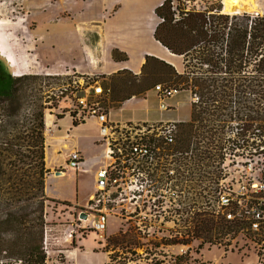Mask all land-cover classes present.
Instances as JSON below:
<instances>
[{
    "label": "trees",
    "instance_id": "trees-1",
    "mask_svg": "<svg viewBox=\"0 0 264 264\" xmlns=\"http://www.w3.org/2000/svg\"><path fill=\"white\" fill-rule=\"evenodd\" d=\"M173 1L165 0L155 11L158 17L165 19V23L158 25L155 38L171 55L183 59L184 70L180 72L163 60L147 56L140 73L143 85L135 93H147L158 85H164L197 95L198 100L191 105L190 120L177 126L172 149L175 155L173 162L177 179L194 182V175L199 173L202 191L211 194L220 178L224 149L229 147L235 151L239 148L238 141L252 138L254 128L261 129L260 136L264 134V109L249 108L238 113L230 109L236 103L234 99L238 103L253 104L247 97L255 95L263 101L259 103L264 108V17L251 22L245 14L230 19L228 16L210 14L213 10L186 11L179 8L176 17L171 7ZM242 22H246L245 25ZM113 59L117 62L127 60L117 50L113 51ZM248 59L258 61L255 69L258 76H240ZM193 63L206 68V71L194 67ZM128 73L119 72L114 78ZM34 79L35 76L14 77L8 66L0 62V225L13 228L15 233H18L15 229H19V226L25 227L24 243H18L17 238L7 241V245L0 248V253L8 250L11 256L26 258L27 264H45L40 229L42 215L26 221L24 217L9 211L23 201L36 206L37 212L42 214L46 201L45 112L59 109V99L65 93L61 91L60 95L54 96L48 93L46 97L26 93L29 87L23 89V81L32 82ZM127 86L128 82H116L115 79L105 83L104 92L110 91L109 98L105 100L107 106L120 107L135 96H119V93H123L119 89ZM68 112L57 115V119L65 118ZM235 123L237 132L232 139L227 129ZM73 125L79 126L76 122ZM200 208L201 211L195 214L187 230L188 239L162 240L157 247L188 246L199 241L196 251L199 253L206 245H217L232 234H238L237 225L216 216L212 210L203 209V202ZM27 222L33 225L27 227ZM137 230V227L129 228L126 232L120 231L118 235L109 237L108 246L116 251L121 245L122 250L135 251L136 254L137 250L143 249L136 236L146 238ZM191 250L185 255L172 257V264H188ZM118 256L117 253L113 254L111 261Z\"/></svg>",
    "mask_w": 264,
    "mask_h": 264
},
{
    "label": "rangeland",
    "instance_id": "rangeland-1",
    "mask_svg": "<svg viewBox=\"0 0 264 264\" xmlns=\"http://www.w3.org/2000/svg\"><path fill=\"white\" fill-rule=\"evenodd\" d=\"M28 0H0V34H2L4 42H0V59L6 63L8 69L11 71L14 77L21 76H35L36 79L31 81H23L24 87L28 88L26 93H37L39 96L46 97V94L50 95H60L59 93H65L61 95L59 109L47 110L45 112V119L47 115L53 116V126L51 140L49 139V129L46 126V140L51 142V151L62 149L65 144L64 138L60 137L61 134L66 132V128L71 126L73 133H67L68 138L72 143L78 145V148L85 154V157L89 160L99 161L101 164H105L106 161L100 160L103 158L104 146L98 144L100 139L98 126L95 121L88 123L87 125L75 130L73 127L69 116L66 114L65 120L60 122L57 119V115L62 114L64 111H70L72 105L75 104V94L81 95L85 89L91 91V86L95 85V82H100L102 86L105 83H110L106 80V76L101 74H82L89 71V62L95 63V60L90 57V61L86 58L81 63L82 59L79 58L78 53H83L84 51L74 49L71 42L55 43V49H52L50 45L47 46L45 40V35L41 34L38 29L39 21L33 16H29V9L26 8V3ZM53 4H56L57 0H50ZM146 1V0H145ZM189 1V4L183 0L176 1L179 10L184 9H197L198 11H211L210 14H218L233 17L235 15L222 14L223 0H185ZM255 8L250 13L264 11V0H256ZM261 11V12H262ZM248 15V13H242L240 15ZM239 15V16H240ZM263 15V14H262ZM231 19V18H230ZM59 17L54 16L52 18L53 28L57 27L59 24ZM159 24V20H157ZM244 22V21H243ZM241 23L244 24L245 23ZM70 27V26H69ZM67 41V40H66ZM46 42V43H45ZM4 45L5 48L2 46ZM50 47V48H49ZM8 48V49H7ZM91 55V52H88ZM82 55V54H81ZM86 54H84V57ZM171 59L175 61L177 69L183 72V59L174 58L169 55ZM181 63L180 65L178 64ZM258 61H253V59L247 60V66L244 72L240 74L241 77H252L258 76L255 72L256 64ZM78 64L84 65L85 70H81ZM194 67L201 69L202 67L196 63H193ZM97 70V67H96ZM206 71V68H202V71ZM115 79L116 82L126 81L128 86L125 88H120L119 90L123 93H119V96H126L134 94L136 100L129 101L124 105V111L119 112L118 107H113L112 120H129L132 122H142V121H155L161 117V112L159 111V103L155 93H135L138 92L143 85V80L139 76L135 77L133 74H123ZM112 80V81H113ZM31 83V85H30ZM78 89H75V85ZM67 91H64V89ZM187 93H180L178 96L173 98L174 100H168L167 103L171 104V101H179L178 106L172 105L169 112L164 113V116H173L182 122H188L190 120L191 105L193 103L192 97L194 93L189 91H184ZM54 96V95H53ZM47 99V98H45ZM145 99L147 101H145ZM253 104L249 105L243 101L238 103L237 99H234L235 104L231 105L230 109L233 112H239V110L246 111L249 108L254 110H263V105L259 102L260 100L257 95L247 97ZM256 101V102H255ZM230 129H227L228 135L233 139L235 133L237 132V124H231ZM61 128V129H60ZM61 130V131H59ZM55 131V135H54ZM67 139V138H66ZM49 142V143H50ZM64 143V144H63ZM47 147V145H46ZM47 149V148H46ZM235 151L229 148L228 153L232 157ZM83 154V155H84ZM61 155V156H60ZM58 154L57 160L58 164L66 165L65 157L66 152L62 150ZM54 164H49L46 160V167L50 169ZM189 176V174H185ZM199 173L194 175V182L186 181L180 178V181L174 182L172 184L173 190L176 191L179 198L177 199L180 203L186 204L187 211H190V219L193 222L195 214L199 213L202 208L200 203L203 202L204 194L201 187L203 184L198 180ZM186 178V177H185ZM48 181V188L50 194L57 197H48L45 190V199L43 204L42 214L38 211L36 206H32L26 202H19L16 208H12L9 211L15 213L17 216L24 217V220L30 221L29 219L33 217H39L42 215L43 224L40 228L42 231V246L43 251L47 250L49 252V257L47 255V262L45 264H157L163 262V264H172V257L181 255L184 251L186 253L189 249L190 256L188 257V264H252L254 261V243L252 241L246 240L242 235H231L226 239H223L217 245H206L204 249L196 253L199 241H194L191 245L187 247L180 246H160L157 245L161 242V239H169L170 236L174 235V232L181 231L182 224L180 226L169 225L164 227L163 224H155L153 228L150 225L154 223V210L149 209L148 204L142 206V212L145 220H140L141 217H134L135 207L129 202L124 203L119 206L116 210L115 216L110 217L107 227L106 237L118 235L120 231L126 232L129 228H140L145 231L149 230L150 236L146 239L138 238L143 244V249H139L134 252H127L121 249V245L117 248L118 250L112 251V247H109L108 240L105 241L100 239L96 232L84 231L75 235L72 240L64 242L59 240L62 236L61 231L63 225L69 220V213L74 209L78 212L84 209V206L88 203L90 196L93 194L95 187V177L93 172H85L66 169L62 176L52 177ZM175 185H177L175 187ZM160 187V184L157 185ZM134 192L129 193V197H132ZM50 195V196H51ZM190 199V200H189ZM147 200V199H146ZM187 203L190 204L189 209ZM8 211V210H7ZM160 216L165 217L170 211L168 209H159ZM186 211V212H187ZM184 211H176L174 213L175 219L182 223ZM166 214V215H165ZM131 215V216H130ZM161 218H158L159 222ZM33 224L27 222V227ZM55 226L57 230L50 233L48 240L47 249L44 245L45 226ZM172 227V228H171ZM15 229L18 233H15L11 228L5 225H0V248L5 247L7 241L18 239V243L21 245L24 243L25 238L24 226ZM138 231V230H137ZM160 232V233H158ZM136 232H134L135 234ZM234 237V238H233ZM58 239V240H56ZM106 244V245H105ZM131 251V250H130ZM71 253H75V257H71ZM119 254L116 260L111 261V256L113 254ZM184 253V255L186 254ZM86 258V259H85ZM0 264H27L26 258H17L11 256L8 250L0 253Z\"/></svg>",
    "mask_w": 264,
    "mask_h": 264
},
{
    "label": "built area",
    "instance_id": "built-area-1",
    "mask_svg": "<svg viewBox=\"0 0 264 264\" xmlns=\"http://www.w3.org/2000/svg\"><path fill=\"white\" fill-rule=\"evenodd\" d=\"M183 1L189 4V1ZM171 7L177 17L176 0L172 2ZM186 11L190 9L186 8ZM261 11L249 13L247 16L252 22L256 18L264 17V11ZM158 20L159 24L165 23L164 18L158 17ZM94 84L91 86V91L85 89L81 95L75 94V104L72 105L68 115L72 122L79 125L95 121L100 136L98 144L104 146L103 158L100 160L106 163L101 164L99 161L87 159L67 134L65 144L63 143V148L58 152L59 155L62 150L66 152V165L58 164V160H55L53 167L50 169L46 167L48 170L46 180L58 175L62 176L64 170L70 169L76 172L91 171L96 181L93 194L84 209L78 212L74 209L69 213V220L60 230L62 236L59 240L68 242L80 232L93 231L106 243L110 217L117 214L116 210L119 206L123 203L125 206L128 202L136 206L133 216L141 217V221L146 219L142 212L145 203L148 204L149 209L154 210L155 221L150 225L151 229L155 224L161 223L164 227L169 225L178 227L182 224L183 230L176 231L169 239H161V241L173 238L179 241L188 239L190 211H187L185 203L177 200L179 196L172 188L174 182L180 181L177 179V170L173 162L175 155L172 149L178 132L177 126L185 122L166 121L163 118L152 123L113 122L110 119L111 108L105 103L110 91L105 93L100 82ZM74 85L76 86V83ZM64 91L67 89L65 88ZM154 91L161 114L171 109L167 101L182 92L179 88L164 85L156 86ZM192 100L195 103L198 100L197 95L193 94ZM252 132L254 133L252 138L238 141L239 148L235 149L232 157L227 150L229 147L224 149L218 183L211 194L202 191L203 209L212 210L216 216H221L227 222L237 225L238 234L254 243L255 259L252 264H264V134L260 136L259 128H254ZM159 184L160 187H157ZM130 192H134L131 198ZM187 206L189 209L190 204L187 203ZM165 208L170 212L166 213L165 217H161L158 210ZM176 211H184L182 214L187 211V220L185 214L182 223L175 219ZM81 214H85L86 218H80ZM158 218H161L159 222ZM55 230H57L55 226H45L44 249H47L50 233ZM138 230L142 236L146 238L150 236L149 230L140 228ZM44 253L47 262L49 252L45 250ZM184 253L186 251L181 255Z\"/></svg>",
    "mask_w": 264,
    "mask_h": 264
},
{
    "label": "crops",
    "instance_id": "crops-1",
    "mask_svg": "<svg viewBox=\"0 0 264 264\" xmlns=\"http://www.w3.org/2000/svg\"><path fill=\"white\" fill-rule=\"evenodd\" d=\"M164 1L57 0L56 4H53L50 0H28L26 8L29 9V16H33L39 21L38 29L41 34L45 35L47 46L50 45L52 49H55V43L71 42L74 49L84 51V54H86V57H84L83 53H78V59H82L81 63L85 60L84 58L90 61V57H92L95 60L94 64L89 62V71L82 74L90 76L92 73L101 74L106 76L105 79L111 83L112 78L122 71H128L134 76H139L147 56L163 60L177 68L175 61L170 59L169 55L178 59L180 57L171 55L155 38V31L159 25L155 11ZM54 16L60 18L56 23L59 25L55 28L52 27ZM115 50L125 55L127 60L115 61L113 59V51ZM88 52H91V55ZM178 64L181 63L178 62ZM76 68L87 70L82 64H78ZM147 93H155L156 95L154 90ZM181 93L187 92L182 91ZM133 100H136L135 96L118 107V111L123 112L124 105ZM145 101L147 100L145 99ZM171 104L178 106L179 101H171ZM113 107H110L111 120L114 117ZM162 118L166 121H180L173 116H164V114L158 120ZM63 120L65 118L59 120V124ZM158 120L142 121L140 123H152ZM70 121L73 125L71 119ZM112 121L119 123L132 122L129 120ZM90 122L92 121L78 127L73 125V127L78 130ZM67 133H73L71 126H68L66 132L61 134L60 137L64 138ZM46 193L48 197L57 198L50 194L48 181L46 183Z\"/></svg>",
    "mask_w": 264,
    "mask_h": 264
},
{
    "label": "bare ground",
    "instance_id": "bare-ground-1",
    "mask_svg": "<svg viewBox=\"0 0 264 264\" xmlns=\"http://www.w3.org/2000/svg\"><path fill=\"white\" fill-rule=\"evenodd\" d=\"M255 2L256 0H223V3H222L223 9L221 13L226 14V15H240L242 13H248V12L250 13V11H253V9L256 7ZM0 42H4L2 34H0ZM2 47L5 48L4 45ZM46 126L49 129L48 135H49V139L51 140V137H54L52 135L53 116L51 115L46 116ZM50 140L47 139L46 141V145H47L46 160L49 164H53L55 160H57L58 150H54L51 153L49 152L51 151ZM70 255L72 258L73 256L75 257V253H71Z\"/></svg>",
    "mask_w": 264,
    "mask_h": 264
},
{
    "label": "water",
    "instance_id": "water-1",
    "mask_svg": "<svg viewBox=\"0 0 264 264\" xmlns=\"http://www.w3.org/2000/svg\"><path fill=\"white\" fill-rule=\"evenodd\" d=\"M80 218H86V215L85 214H81Z\"/></svg>",
    "mask_w": 264,
    "mask_h": 264
},
{
    "label": "flooded vegetation",
    "instance_id": "flooded-vegetation-1",
    "mask_svg": "<svg viewBox=\"0 0 264 264\" xmlns=\"http://www.w3.org/2000/svg\"><path fill=\"white\" fill-rule=\"evenodd\" d=\"M0 62H3V63H5L4 61H2L1 59H0ZM6 64V63H5ZM188 218H189V220H190V213L188 214Z\"/></svg>",
    "mask_w": 264,
    "mask_h": 264
}]
</instances>
